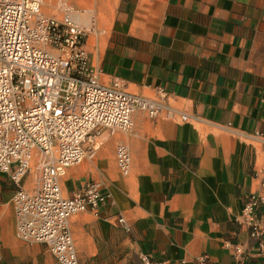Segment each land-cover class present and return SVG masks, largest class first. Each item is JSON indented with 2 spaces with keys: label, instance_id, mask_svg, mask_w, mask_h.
Instances as JSON below:
<instances>
[{
  "label": "crops",
  "instance_id": "crops-1",
  "mask_svg": "<svg viewBox=\"0 0 264 264\" xmlns=\"http://www.w3.org/2000/svg\"><path fill=\"white\" fill-rule=\"evenodd\" d=\"M68 1L57 8L76 10L81 1L84 15H75L90 25L85 46L102 84L118 80L189 116L138 111L133 130L104 132L95 155L106 142L127 144L128 176L99 174V159L61 179L66 196L95 177L109 195L98 212L70 218L80 259L112 264L124 253L122 264H140L145 252L168 264H201L204 254L208 264H258L237 262L231 245L253 249L240 218L251 194L264 197V0ZM35 179L28 175L25 187ZM2 181L0 174L5 206L14 191ZM258 214L264 226V203ZM118 215L128 230L118 227ZM3 221L0 264H57L42 243L17 237L15 209Z\"/></svg>",
  "mask_w": 264,
  "mask_h": 264
},
{
  "label": "built area",
  "instance_id": "built-area-1",
  "mask_svg": "<svg viewBox=\"0 0 264 264\" xmlns=\"http://www.w3.org/2000/svg\"><path fill=\"white\" fill-rule=\"evenodd\" d=\"M76 13L66 9L61 16L46 14L42 0H0V174L16 187L17 236L26 243L45 244L59 264H85L70 218L98 212L109 198L96 181L64 195L61 179L67 169L93 158L104 132H131L138 111L189 119L161 99L124 90L118 80L102 84L85 46L91 28ZM165 96L162 91L161 98ZM116 160L120 173L128 176L132 157L127 144L117 146ZM33 165L37 177L28 189L24 180ZM260 203L264 197L251 194L243 207L240 222L256 243L253 249L232 244L237 262L255 259L264 264ZM119 222L129 229L122 215ZM200 262L208 264V255ZM140 264L168 263L141 252Z\"/></svg>",
  "mask_w": 264,
  "mask_h": 264
},
{
  "label": "rangeland",
  "instance_id": "rangeland-1",
  "mask_svg": "<svg viewBox=\"0 0 264 264\" xmlns=\"http://www.w3.org/2000/svg\"><path fill=\"white\" fill-rule=\"evenodd\" d=\"M78 3H79L80 6L75 11L77 13H79V14L84 15L83 12L80 9L81 8V1H78ZM70 6H72V1L69 2L68 0H44L43 11L46 14H49V15L61 16L62 15V11L61 10H63L64 8H68ZM57 7L58 8H63V9H58ZM86 27L88 28V27H90V25L89 26L87 25ZM89 32L90 31H88L87 34H89ZM118 134H120V133H118ZM111 136H117V133L116 134H112ZM106 143L102 146V150H101L100 154H98L97 156H94V157H97L96 159L94 157H93L94 159H85L80 164L69 167L67 169V171H66V174L62 177V181L67 178L69 169H71V168H79V167H82L86 162L90 163V162H93V161L99 160V159H100L99 174H105L106 177L111 178V179H115L117 174L122 175L120 173L119 169H118V166H117V160H116V150H117L116 147H117V145H114V146L108 148ZM106 150H108V151H106ZM89 168H87V169L86 168H84V169L81 168V169L82 170H88ZM116 171L118 173H116ZM97 172H96V174H97ZM28 175H31L33 180H34V178L37 177V167H36V165L32 166V169L28 173ZM100 177H102V176L100 175ZM90 181H96V182L100 183L101 187L104 188V190L107 191V187H106V183H105L104 179H103V181H101L98 177H95V178L91 179ZM1 184L5 185V186L11 184V190L15 191V189H16L15 185L11 181H9L6 177H5V181H2ZM63 186H64V184H63ZM13 194L11 195V199H10L9 205L0 206V223H1L0 224V229H1L2 225H3L2 224V222H4L3 220H5L6 218H9L10 214H12V212L15 209L14 203H13V199H12L13 198ZM79 214L80 213L75 214L74 216H77ZM119 217H120V215H118L116 220H117L118 227L120 228V227H122V225L119 222ZM43 248L47 249V252L54 258L55 262L57 264H59L57 262V260L55 259V257L51 254V252L49 251L47 246H45L43 244ZM130 251L135 252V250H133V249H131ZM125 256H126V254L122 253L120 255V257H118L117 260H113L112 264H114L115 262L118 263V264H122V261L125 260ZM101 259H104V258H101ZM105 259H107V258H105Z\"/></svg>",
  "mask_w": 264,
  "mask_h": 264
},
{
  "label": "bare ground",
  "instance_id": "bare-ground-1",
  "mask_svg": "<svg viewBox=\"0 0 264 264\" xmlns=\"http://www.w3.org/2000/svg\"><path fill=\"white\" fill-rule=\"evenodd\" d=\"M75 17L77 18V20H81V15L77 14L75 15ZM83 18V17H82ZM87 20H89L88 18H86ZM86 23V22H85Z\"/></svg>",
  "mask_w": 264,
  "mask_h": 264
}]
</instances>
